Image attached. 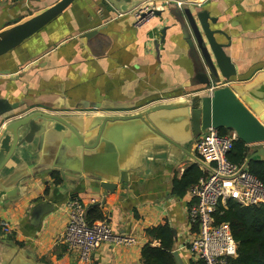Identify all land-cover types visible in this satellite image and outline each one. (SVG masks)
Segmentation results:
<instances>
[{
  "label": "crops",
  "instance_id": "0c3cea01",
  "mask_svg": "<svg viewBox=\"0 0 264 264\" xmlns=\"http://www.w3.org/2000/svg\"><path fill=\"white\" fill-rule=\"evenodd\" d=\"M59 1L0 0V32ZM137 4L76 0L24 46L1 57L0 72L7 73L0 76V90L5 89L0 93L11 102L29 99L36 102L33 108L40 107H25L12 115L37 110L128 115L208 90L193 81L189 47L182 35H175L171 9L137 28L131 14ZM127 7L131 10L126 13ZM196 9L208 11L230 35L227 53L238 74L234 82L248 83L264 74V0H204ZM96 29L100 33L83 38ZM196 142L189 146L190 154L167 144L143 148L129 173V185L118 186L108 196L102 209L106 221L115 233L136 237V246L104 245L91 261L81 263L64 240L65 205L75 196L88 208L94 207L102 200L101 189L87 177L67 181L59 170L24 180L18 197L0 201V238L17 246L31 264H142V249L150 241L147 230L167 220L176 232L174 254L181 264H198L185 248L195 234L189 217L192 198L189 190L183 198L173 195L176 178L193 165L204 168L195 160ZM53 172L62 175L61 185L53 182ZM45 202L51 203L53 212L36 228L32 212ZM1 227L9 228L10 234L4 235ZM159 245L153 242V246Z\"/></svg>",
  "mask_w": 264,
  "mask_h": 264
},
{
  "label": "water",
  "instance_id": "95a60500",
  "mask_svg": "<svg viewBox=\"0 0 264 264\" xmlns=\"http://www.w3.org/2000/svg\"><path fill=\"white\" fill-rule=\"evenodd\" d=\"M75 1L61 0L32 19L0 32V58L20 47ZM112 1L133 7L142 0ZM129 7L125 8L126 13L131 10ZM171 11L175 35L177 38L182 35L189 47L193 81L208 90L128 115H78L46 109L50 112L28 111L14 116L22 108L40 107L33 108L36 102L29 99L11 102L0 93V201L18 197L24 180L48 170H59L67 181L87 177L97 182L102 200L94 207L104 209L108 196L118 186L129 185V173L143 148L167 144L190 154L189 146L212 128L232 131L248 146L249 156L242 170L249 169L254 161L264 162V74L248 83L234 82L237 68L227 53L231 37L223 23L212 18L208 11L194 8ZM156 16L162 17L163 11H157ZM100 31H90L83 38ZM166 32L164 29L162 41ZM5 73L0 72V76ZM195 160L213 172L199 157ZM52 212L50 202L38 205L32 212V225L39 227ZM31 262L17 246L0 238V264Z\"/></svg>",
  "mask_w": 264,
  "mask_h": 264
},
{
  "label": "built area",
  "instance_id": "2783aa9c",
  "mask_svg": "<svg viewBox=\"0 0 264 264\" xmlns=\"http://www.w3.org/2000/svg\"><path fill=\"white\" fill-rule=\"evenodd\" d=\"M199 7L200 2L142 0L131 14L135 26L142 28L157 17V11ZM238 140L234 132L221 135L218 129L212 128L195 144L198 157L213 169L212 172L202 168L207 175L188 191L193 201L189 217L198 230L185 248L198 264H230L238 257V243L230 226L227 223L216 224L215 213L220 206L227 207L229 201L241 206H264V183L248 168L242 170L244 164L236 165L228 159ZM65 206L68 224L64 240L69 251L77 254L81 263L91 261L94 253L104 245L133 247L138 244L134 236L115 233L107 221L89 225L88 206L77 197L71 198ZM3 234H10V229L4 227Z\"/></svg>",
  "mask_w": 264,
  "mask_h": 264
},
{
  "label": "trees",
  "instance_id": "16d2710c",
  "mask_svg": "<svg viewBox=\"0 0 264 264\" xmlns=\"http://www.w3.org/2000/svg\"><path fill=\"white\" fill-rule=\"evenodd\" d=\"M219 132L221 135H228L230 131L220 129ZM248 156V146L238 140L228 154V159L233 164L242 165ZM249 171L264 183V162H252ZM206 175L207 172L197 165L189 167L180 179L174 180L173 195L176 198H183L187 191ZM51 176L57 186L63 183L61 174L53 172ZM46 192L48 193V190ZM215 220L217 225L227 223L238 243V257L232 259L230 264H264V206H241L229 201L227 207L220 206L215 213ZM87 221L92 225L95 222L106 221V217L102 209L95 206L88 210ZM194 230L195 232L198 230L197 226H194ZM146 233L150 241L142 249V264H177L174 254L175 236L169 222L164 220L159 226L147 230ZM155 241L160 245L153 246Z\"/></svg>",
  "mask_w": 264,
  "mask_h": 264
},
{
  "label": "rangeland",
  "instance_id": "374dc122",
  "mask_svg": "<svg viewBox=\"0 0 264 264\" xmlns=\"http://www.w3.org/2000/svg\"><path fill=\"white\" fill-rule=\"evenodd\" d=\"M32 39V38H31ZM29 41V40H28ZM27 42L25 41L21 46H24L25 44H26ZM32 104V103H31ZM30 104V105H31ZM85 109H86V107H85ZM230 132H232V131H230ZM229 132V133H230ZM176 260H177V263H179V264H181V262H180V259H179V256L178 255H176Z\"/></svg>",
  "mask_w": 264,
  "mask_h": 264
}]
</instances>
